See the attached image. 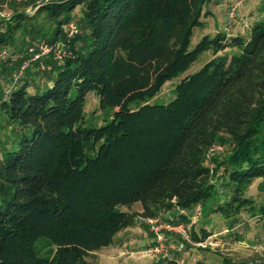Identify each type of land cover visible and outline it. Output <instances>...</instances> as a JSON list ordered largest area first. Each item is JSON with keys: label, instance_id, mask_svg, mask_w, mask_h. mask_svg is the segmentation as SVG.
<instances>
[{"label": "trees", "instance_id": "16d2710c", "mask_svg": "<svg viewBox=\"0 0 264 264\" xmlns=\"http://www.w3.org/2000/svg\"><path fill=\"white\" fill-rule=\"evenodd\" d=\"M209 1L39 6L52 26L31 27L30 44L64 38L77 5L79 32L65 39L62 61L42 59L50 84L29 91L27 79L15 80L6 93L0 84V113L12 137L0 152V264H92L86 256L110 245L138 215L204 207L218 194L205 154L225 140L230 150L217 167L229 193L215 210L228 217L252 207L244 192L264 176V19L246 36L217 31L190 49ZM29 17L16 13L5 22L0 48ZM207 48L213 56L180 77L171 100L150 102ZM226 48L238 52L217 53ZM89 91L101 108H113L108 121L85 124ZM137 202L141 211H132ZM260 209L264 216V204Z\"/></svg>", "mask_w": 264, "mask_h": 264}, {"label": "rangeland", "instance_id": "374dc122", "mask_svg": "<svg viewBox=\"0 0 264 264\" xmlns=\"http://www.w3.org/2000/svg\"><path fill=\"white\" fill-rule=\"evenodd\" d=\"M54 0H2L0 1V30L5 29L8 21L16 13L31 15L23 21V29L14 30L12 41L5 46L7 53H23L31 43L28 31L31 27L44 28L46 31L52 26V20L47 17L39 6L51 3ZM236 0H211L205 5L208 13L201 17V23L195 25L190 36L189 48L192 49L204 36L212 37L217 31L236 32L246 36L253 22L264 19V0H240L238 15L232 21L227 18L228 6ZM81 5H77L71 12L74 21L81 15ZM245 23V25H244ZM59 38L65 43L67 39ZM39 39L34 40L38 42ZM44 40V39H41ZM39 40V41H41ZM45 41V40H44ZM31 45V44H30ZM67 46V44H66ZM68 50V46H67ZM238 52L235 48H226L217 52L229 55ZM213 56L211 48L200 52L189 68L180 76L166 81L159 92L150 99L166 103L174 96V87L181 76L191 74L198 70L205 61ZM46 57V58H45ZM42 59H53L48 54ZM21 59L11 66L0 56V84L2 91L7 92L15 82V74L20 70ZM51 73L45 66L44 60L36 64L33 61L16 79L22 83L27 79L29 89L41 88L50 84ZM113 108H101L99 97L93 92H87L83 105L85 124L99 125L108 121L112 116ZM9 127L4 124L0 113V152L4 145L9 146L11 141ZM230 145L228 141L217 142L205 154V165L212 169V181L218 188V194L209 198L204 207L195 205L191 209L171 208L163 213H158L162 219L180 218L187 227L189 239L171 235L166 242L165 250L156 256L147 255L145 250L151 243L150 233L145 217L138 215L136 222L114 236L110 245L102 246L93 251L86 259L92 264H167L168 259H173L177 264H194L201 260L203 264H264V216H261L260 206L264 204V176L257 177L244 192L245 197L253 199L252 207L243 208L238 214L224 217L215 210L216 201L228 197L229 188L222 184L225 178L222 175L223 167H217V162L228 155ZM214 201V204H213ZM132 211H141L139 202L131 207ZM232 222V223H231Z\"/></svg>", "mask_w": 264, "mask_h": 264}, {"label": "built area", "instance_id": "2783aa9c", "mask_svg": "<svg viewBox=\"0 0 264 264\" xmlns=\"http://www.w3.org/2000/svg\"><path fill=\"white\" fill-rule=\"evenodd\" d=\"M239 1L240 0H236L228 6L226 14L229 21L234 20L238 15ZM64 31L67 38L72 37L79 32V27L74 20H70L64 25ZM48 54H52L54 59L62 61L63 58L69 54V50H67V46L63 42H46L44 40L27 46L23 53L20 54H11L7 53L5 48L0 49V56L5 60L9 59V61L13 63L21 59L20 70L15 74V80L33 61H39V63H41L42 58ZM145 221L152 234L151 243L145 250L147 255L156 256L161 254L165 250L166 242L171 235H177L183 239H189L187 227L181 220L147 216L145 217Z\"/></svg>", "mask_w": 264, "mask_h": 264}, {"label": "crops", "instance_id": "0c3cea01", "mask_svg": "<svg viewBox=\"0 0 264 264\" xmlns=\"http://www.w3.org/2000/svg\"><path fill=\"white\" fill-rule=\"evenodd\" d=\"M244 25H245V23H244ZM227 33H228V35H235V34H240V32L239 33H234V32H232V33H229L228 31H227ZM29 91H35V89H33V90H30L29 89V87L27 88ZM164 212V211H163ZM163 212H160V213H163Z\"/></svg>", "mask_w": 264, "mask_h": 264}]
</instances>
